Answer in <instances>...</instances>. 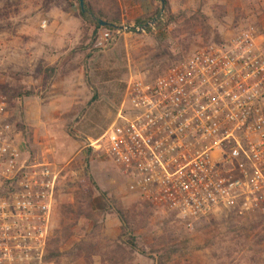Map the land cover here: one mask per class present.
Wrapping results in <instances>:
<instances>
[{
  "label": "rangeland",
  "instance_id": "1",
  "mask_svg": "<svg viewBox=\"0 0 264 264\" xmlns=\"http://www.w3.org/2000/svg\"><path fill=\"white\" fill-rule=\"evenodd\" d=\"M85 1L121 24L156 19V29L127 32L99 50L79 0H0V91L10 124L32 158L60 171L52 262L264 264V210L225 208L183 220L140 201L121 170L88 148L116 118L130 76H154L243 29L254 30L264 47V0H151L145 15L137 0ZM74 18L84 32L50 47L43 35L57 23L74 30ZM47 53H58L53 63ZM56 77L66 79L65 88L51 94Z\"/></svg>",
  "mask_w": 264,
  "mask_h": 264
},
{
  "label": "built area",
  "instance_id": "2",
  "mask_svg": "<svg viewBox=\"0 0 264 264\" xmlns=\"http://www.w3.org/2000/svg\"><path fill=\"white\" fill-rule=\"evenodd\" d=\"M148 29L156 19L102 29L94 47L105 50L122 34ZM10 122L0 91V264H54L47 255L60 171L32 158ZM88 148L121 170L140 201L183 220L225 208L264 210L259 35L243 29L154 76H130L116 118Z\"/></svg>",
  "mask_w": 264,
  "mask_h": 264
},
{
  "label": "crops",
  "instance_id": "3",
  "mask_svg": "<svg viewBox=\"0 0 264 264\" xmlns=\"http://www.w3.org/2000/svg\"><path fill=\"white\" fill-rule=\"evenodd\" d=\"M137 1H138L139 6L143 5L142 8L138 9V11H139L138 15H145L146 13H149L151 11V9L149 7V3L151 2V0H137ZM73 20L75 21L74 23L76 24L74 30H69V28L64 26L65 24L62 25V23H57V25L55 26L54 29H50L49 32H46L43 35V39L45 41H49V42H47V43H49V45L50 44L53 45V46H50V47H60V46L63 45V42H65V41H69L70 43H72V40L75 39L76 36H78V35H80V33L84 32V29L82 27V22L79 21L78 18H74ZM131 24H135V23H131ZM50 50L52 52L54 51L51 48H50ZM47 55H48V53L46 54V56ZM57 56H58V53H53L51 55H48V57L46 59H50L52 61V63H53L55 61L54 59ZM56 78L57 79H55V81H53V83H52V85L50 87V91L49 92L51 94H55V93L59 92V90L65 88L66 79H64L62 81L61 79H59V77H56ZM59 80L61 81V83L59 82ZM67 88H68V91L70 93L72 87L70 85H68Z\"/></svg>",
  "mask_w": 264,
  "mask_h": 264
},
{
  "label": "trees",
  "instance_id": "4",
  "mask_svg": "<svg viewBox=\"0 0 264 264\" xmlns=\"http://www.w3.org/2000/svg\"><path fill=\"white\" fill-rule=\"evenodd\" d=\"M164 1H165L166 6H167L168 0H164ZM79 14L82 17V19H84L87 23H92V25H94V32L96 33L95 39L97 37V32L100 29H114L116 26L121 25V22L119 21V19H115V18L112 19L108 15H105L103 12L98 13V12L94 11L93 8L90 5H88L87 1H85V10L84 11H82L81 8H79ZM93 18H96V19L93 20ZM101 20L108 22V25L105 27H102L100 25ZM150 20H151V18H150ZM148 21L147 20L143 21V20L139 19V20H137V22L135 24L137 26H144L147 24ZM148 30H150V29H148ZM182 58L183 57H181L179 59H182ZM144 204H146V203H144ZM146 205L149 206L148 204H146ZM121 219L123 222H125L124 216H122ZM52 258H53V253L50 251V249H48L47 259L52 261Z\"/></svg>",
  "mask_w": 264,
  "mask_h": 264
},
{
  "label": "water",
  "instance_id": "5",
  "mask_svg": "<svg viewBox=\"0 0 264 264\" xmlns=\"http://www.w3.org/2000/svg\"><path fill=\"white\" fill-rule=\"evenodd\" d=\"M161 2H162V4H164V0H161ZM79 5H80L81 10L84 11L85 10V0H79ZM100 25L102 27H105V26L108 25V22H105V21L101 20L100 21Z\"/></svg>",
  "mask_w": 264,
  "mask_h": 264
}]
</instances>
